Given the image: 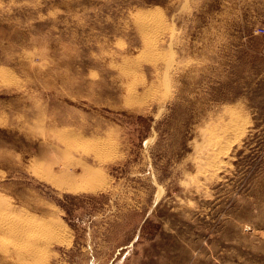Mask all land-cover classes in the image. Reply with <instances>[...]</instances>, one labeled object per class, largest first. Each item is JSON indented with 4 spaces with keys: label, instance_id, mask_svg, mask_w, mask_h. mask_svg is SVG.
<instances>
[{
    "label": "rangeland",
    "instance_id": "374dc122",
    "mask_svg": "<svg viewBox=\"0 0 264 264\" xmlns=\"http://www.w3.org/2000/svg\"><path fill=\"white\" fill-rule=\"evenodd\" d=\"M258 28L264 0H0V264H264Z\"/></svg>",
    "mask_w": 264,
    "mask_h": 264
},
{
    "label": "bare ground",
    "instance_id": "6f19581e",
    "mask_svg": "<svg viewBox=\"0 0 264 264\" xmlns=\"http://www.w3.org/2000/svg\"><path fill=\"white\" fill-rule=\"evenodd\" d=\"M154 17H155V16H154ZM153 21H155V20H153ZM152 25H153V24H152ZM148 26H149V25H148ZM148 29H149V28H148ZM152 29H153V28H152ZM148 31H149V30H148ZM156 31H157V30H156ZM153 32H154V31H153ZM155 33H156V32H155ZM152 34H153V33H152ZM152 51H153V50H152ZM154 61H155V60H154ZM156 64H157V63H156ZM159 65H160V64H159ZM228 125H229V124H226V126L224 125V126H225L224 130L228 128ZM233 132H234V131H233ZM238 137H239V136H238ZM215 155H216V154H215ZM96 187H99V185H97ZM96 187H92L91 189H95ZM2 220H3V221H2ZM2 220H1V223H0V228H2V225H4V226L10 225V224L7 223V222H8V219H7V220L2 219ZM5 221H6V223H4ZM26 221H27V220H25V222H26ZM28 222H29V221H28ZM28 222H27V224H28ZM29 223H30V222H29ZM29 225H30V224H29ZM39 229H40V228H39ZM53 229H54V227H53ZM41 230L44 231V230H46V229L41 227ZM39 231H40V230H39ZM39 231H38V232H39ZM43 231H42V232H43ZM57 231H59V230H57ZM36 232H37V231H36ZM22 248H23V247H22Z\"/></svg>",
    "mask_w": 264,
    "mask_h": 264
},
{
    "label": "built area",
    "instance_id": "2783aa9c",
    "mask_svg": "<svg viewBox=\"0 0 264 264\" xmlns=\"http://www.w3.org/2000/svg\"><path fill=\"white\" fill-rule=\"evenodd\" d=\"M257 32H258L259 34H263V33H264V29H263V28H258Z\"/></svg>",
    "mask_w": 264,
    "mask_h": 264
},
{
    "label": "crops",
    "instance_id": "0c3cea01",
    "mask_svg": "<svg viewBox=\"0 0 264 264\" xmlns=\"http://www.w3.org/2000/svg\"><path fill=\"white\" fill-rule=\"evenodd\" d=\"M263 41H264V39H263ZM264 50V49H263Z\"/></svg>",
    "mask_w": 264,
    "mask_h": 264
}]
</instances>
